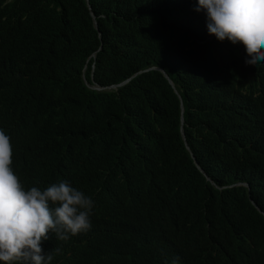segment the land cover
Returning a JSON list of instances; mask_svg holds the SVG:
<instances>
[{
  "label": "trees",
  "instance_id": "1",
  "mask_svg": "<svg viewBox=\"0 0 264 264\" xmlns=\"http://www.w3.org/2000/svg\"><path fill=\"white\" fill-rule=\"evenodd\" d=\"M183 1L89 0V9L87 0H0L5 104L10 96L1 79L22 67L29 72L31 94L54 91L43 112L48 123L34 125L35 116L32 131L49 133L54 163L71 159L86 164L77 187L97 194L120 222L171 212L165 200L195 191L201 179L206 183L200 168L216 184L232 186L261 159L236 130V112L235 118L225 114L232 108L230 100L235 106L244 92L231 61L241 57V44L226 40L232 46L228 54L208 61L196 48L188 51L181 41L189 33L209 32L207 18L203 23L198 17L193 28L179 20L195 14ZM11 42L22 46L25 64L2 49ZM154 67L163 68L175 86L160 70L141 73L115 89L86 84L110 86ZM225 177L230 184H222ZM209 192L217 214L234 216L230 252L237 264H264V201L244 188L219 192L211 187ZM198 221L201 236L187 243L191 264H224L222 255L214 257L218 245L207 234L210 215ZM117 245L124 253L139 254L145 264L155 259L165 264L156 243L136 234L122 236ZM51 264L81 263L60 257ZM97 264L107 263L100 258Z\"/></svg>",
  "mask_w": 264,
  "mask_h": 264
},
{
  "label": "clouds",
  "instance_id": "2",
  "mask_svg": "<svg viewBox=\"0 0 264 264\" xmlns=\"http://www.w3.org/2000/svg\"><path fill=\"white\" fill-rule=\"evenodd\" d=\"M183 2L195 14L179 20L193 28L198 17L203 23L207 18L209 32L202 36L189 33L181 41L188 51L196 48L200 57L208 61L228 54L232 46L228 47L226 40L241 44V57L231 61L235 64V82L245 85L244 92L235 106L230 100L232 108L225 114L235 118L236 112V130L245 146L261 155L252 173L232 186H222L200 168L193 156L206 183L201 179L195 191L165 200L163 205L172 207L171 212L149 220L120 222L97 194L91 196L77 187L86 174V164L71 159L54 163L49 133L32 131L35 116L34 125L48 123L43 112L52 104L54 91L31 94L29 72L22 67L15 76L4 75L1 79L10 102L5 104L0 93V263L51 264L64 257L81 264H97L100 258L107 264H145L139 254L124 253L117 245L122 236L136 234L144 241L156 243L165 264H191L186 255L187 243L199 240L198 220L209 214L214 228L208 223L207 234L218 245L214 257L222 255L224 264H237L230 252L236 237L234 216L217 214L216 204H210L209 190L244 188L249 195L253 193L264 201V0ZM21 47L11 42L2 49L16 55L18 63L25 64ZM150 70H160L170 79L163 68L154 67L110 86L87 81L86 84L96 90L115 89ZM171 83L175 86L174 81ZM184 122L182 117V125ZM181 133L186 142L183 126ZM186 147L190 151L187 143ZM226 183L230 184L227 177L222 179V184ZM152 263L160 264V260Z\"/></svg>",
  "mask_w": 264,
  "mask_h": 264
},
{
  "label": "water",
  "instance_id": "3",
  "mask_svg": "<svg viewBox=\"0 0 264 264\" xmlns=\"http://www.w3.org/2000/svg\"><path fill=\"white\" fill-rule=\"evenodd\" d=\"M88 1V3H89V0H87ZM164 71V70H163ZM172 82H173V80H171Z\"/></svg>",
  "mask_w": 264,
  "mask_h": 264
}]
</instances>
